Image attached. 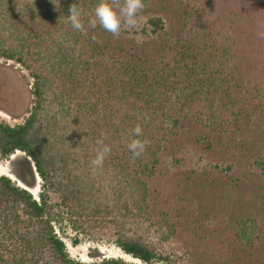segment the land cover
Returning <instances> with one entry per match:
<instances>
[{
	"label": "trees",
	"instance_id": "1",
	"mask_svg": "<svg viewBox=\"0 0 264 264\" xmlns=\"http://www.w3.org/2000/svg\"><path fill=\"white\" fill-rule=\"evenodd\" d=\"M97 3L0 0V59L29 73L34 97L23 124L0 123V162L24 154L41 183L36 200L0 176V264H135L71 258L56 231L66 228L73 246L110 243L142 264H195L186 220L196 201L184 179L237 176L218 151L238 139L250 152L246 173L264 190V0H144L150 28L139 44L124 30L71 27L70 6L87 27ZM134 138L147 141L139 156L128 150ZM101 139L111 151L96 167ZM232 234L243 250L264 236L251 216Z\"/></svg>",
	"mask_w": 264,
	"mask_h": 264
},
{
	"label": "rangeland",
	"instance_id": "2",
	"mask_svg": "<svg viewBox=\"0 0 264 264\" xmlns=\"http://www.w3.org/2000/svg\"><path fill=\"white\" fill-rule=\"evenodd\" d=\"M32 83L29 73L20 65L0 59V123L11 127L24 123L34 102ZM239 144L240 140L236 139L233 143H225L228 151H218L224 161L235 166L233 170L237 176L230 175V181L222 178L223 183H209L211 174H194L188 180L184 179L183 194L196 201L193 221L186 220L191 226L189 247L186 249L195 264H264V236L260 245L245 250L238 247L232 237L235 222L247 216L260 220L264 234V190L260 188L261 179L258 176L252 179L246 173L252 172L250 152L242 153ZM0 176H6L26 188L38 200L41 183L34 172L33 163L24 154L16 152L8 160L1 161ZM235 177L239 180L236 181ZM207 217L209 219L205 220ZM56 231L64 241L69 256L75 260L90 263L102 259H122L126 263L142 264L113 244L82 240L73 246L74 233L69 228L64 234ZM184 235L186 238L188 232H184Z\"/></svg>",
	"mask_w": 264,
	"mask_h": 264
},
{
	"label": "clouds",
	"instance_id": "3",
	"mask_svg": "<svg viewBox=\"0 0 264 264\" xmlns=\"http://www.w3.org/2000/svg\"><path fill=\"white\" fill-rule=\"evenodd\" d=\"M144 7V0H98L92 15L87 19V27L82 19V10L78 8L77 4L70 6V15L66 19L73 29L84 34L89 28L95 29L98 25L114 37H119L122 30L127 31L139 44L146 39L143 34L145 26L150 28L147 20L140 16ZM133 135L134 137L142 135V128L139 125L133 129ZM97 144L101 147L97 149L92 164L99 167L103 164L106 155L110 153L111 148L103 143V139L98 140ZM146 145L147 141L134 138L128 144V150L134 156H139L144 152Z\"/></svg>",
	"mask_w": 264,
	"mask_h": 264
}]
</instances>
